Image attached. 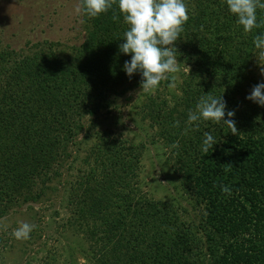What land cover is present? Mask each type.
<instances>
[{
  "label": "trees",
  "instance_id": "1",
  "mask_svg": "<svg viewBox=\"0 0 264 264\" xmlns=\"http://www.w3.org/2000/svg\"><path fill=\"white\" fill-rule=\"evenodd\" d=\"M185 3L189 19L173 45L178 86L170 89L166 79L161 92H140L138 106L143 125L168 149L197 219H188L180 204L140 190L142 142L97 132L85 148L88 168L68 189L65 219L89 264H264V106L246 99L264 83V58L253 44L264 26L245 32L226 0ZM81 17L85 38L66 47L67 57L57 43L31 54L0 47V219L51 201L65 166L82 158L79 144L88 129L128 92L143 90L141 73L129 77L123 68L131 54L119 45L129 26L118 5ZM261 19L264 10L257 9ZM42 87L46 97L37 94ZM208 94L221 95L226 113L234 111L236 135L223 121L188 123L189 111ZM205 132L217 140L207 154L201 150ZM226 164L232 166L227 172ZM224 185L231 194L221 191ZM13 231L1 226L0 264L20 243Z\"/></svg>",
  "mask_w": 264,
  "mask_h": 264
},
{
  "label": "rangeland",
  "instance_id": "2",
  "mask_svg": "<svg viewBox=\"0 0 264 264\" xmlns=\"http://www.w3.org/2000/svg\"><path fill=\"white\" fill-rule=\"evenodd\" d=\"M78 2L79 0H0V47L31 54L46 43H57L58 53L62 54V49L65 54L63 56L67 57L71 53L66 47L78 46L85 38L82 17L74 11ZM167 81L169 88L175 90L180 81L178 72L170 74ZM164 83L162 80L152 92H161ZM140 92L144 90L128 92L117 107L101 116L97 124L88 129L87 138L82 139L79 144L82 158L79 155L80 157L71 161V165L65 166L58 183L60 189L51 195V201L26 204L6 219H0V229L5 226L15 230L22 222L36 226L32 236L34 242L28 245L29 250L23 249L25 246L23 240H20L16 251L7 253L5 264H26L32 257L33 260L28 264H89L87 257L82 255L81 248L74 247L79 243L72 231L67 229L65 219L70 214L68 189L72 188L73 179L88 168L84 152L94 142L97 132L106 133L109 138L142 142L144 151L139 158L137 177L140 190L153 199L180 204L187 209L188 219H197V211L189 204L180 187L178 175L168 163V149L157 138L154 130L143 125L138 106L142 98L139 97ZM37 94L39 97H46L43 87L38 89ZM46 100L50 102V98Z\"/></svg>",
  "mask_w": 264,
  "mask_h": 264
},
{
  "label": "clouds",
  "instance_id": "3",
  "mask_svg": "<svg viewBox=\"0 0 264 264\" xmlns=\"http://www.w3.org/2000/svg\"><path fill=\"white\" fill-rule=\"evenodd\" d=\"M118 5L124 22L129 26L123 34V43L119 49L124 54H131L130 61H125L123 68L131 77L135 72L142 76L141 88L145 92L154 90L162 80L169 78V74L177 73L180 62L177 61V50L174 42L180 38L184 24L188 21V6L185 0H79L75 6L77 15L97 17ZM230 13L237 17V23L243 26L245 32L264 26V19L257 21V9L264 10V0H226ZM113 21L119 19L114 13ZM254 46L260 50L264 58V32L253 39ZM264 65V64H262ZM264 75V67H261ZM175 79V76H172ZM174 86V85H173ZM246 99L264 106V83L253 86ZM226 102L222 96L210 94L201 96L196 104L195 111H189L188 123L203 120L214 122L223 121L230 132L236 135L238 129L234 119V111H225ZM227 115L228 119H225ZM177 126L179 122H176ZM202 152L207 154L217 140L209 132L204 133ZM177 146L178 145H174ZM231 164H226L225 171H229ZM221 191L231 194L230 188L221 186ZM36 226L22 222L13 231V236L18 240L29 238L31 231Z\"/></svg>",
  "mask_w": 264,
  "mask_h": 264
}]
</instances>
